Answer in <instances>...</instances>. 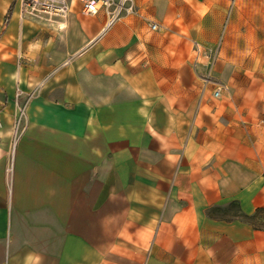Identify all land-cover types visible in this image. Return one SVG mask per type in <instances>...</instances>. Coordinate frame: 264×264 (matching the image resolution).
<instances>
[{"label": "crops", "instance_id": "1", "mask_svg": "<svg viewBox=\"0 0 264 264\" xmlns=\"http://www.w3.org/2000/svg\"><path fill=\"white\" fill-rule=\"evenodd\" d=\"M62 4L0 0V264H264V0Z\"/></svg>", "mask_w": 264, "mask_h": 264}, {"label": "built area", "instance_id": "2", "mask_svg": "<svg viewBox=\"0 0 264 264\" xmlns=\"http://www.w3.org/2000/svg\"><path fill=\"white\" fill-rule=\"evenodd\" d=\"M26 10L30 13H42L46 15H63L67 11L65 5H61L63 0H22ZM82 6L85 15H97L103 11L107 17V26L111 27L121 18L122 12L132 11V0H76ZM129 4V6H127ZM150 29L154 32L161 30L156 23L150 24ZM223 87L219 86L214 92V98L221 97Z\"/></svg>", "mask_w": 264, "mask_h": 264}]
</instances>
